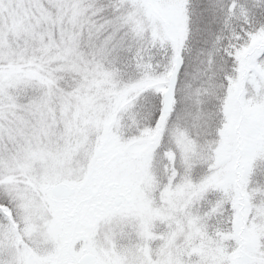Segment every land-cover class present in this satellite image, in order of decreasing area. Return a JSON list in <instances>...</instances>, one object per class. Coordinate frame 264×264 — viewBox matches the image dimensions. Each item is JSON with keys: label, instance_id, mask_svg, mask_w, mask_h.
<instances>
[{"label": "snow or ice", "instance_id": "6c2138e0", "mask_svg": "<svg viewBox=\"0 0 264 264\" xmlns=\"http://www.w3.org/2000/svg\"><path fill=\"white\" fill-rule=\"evenodd\" d=\"M0 264H264V0H0Z\"/></svg>", "mask_w": 264, "mask_h": 264}]
</instances>
